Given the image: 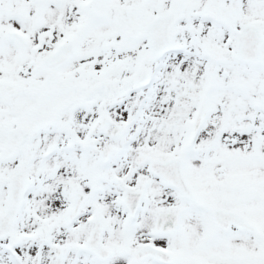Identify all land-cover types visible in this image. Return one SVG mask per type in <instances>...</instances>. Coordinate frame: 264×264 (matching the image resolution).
<instances>
[{
    "label": "snow or ice",
    "instance_id": "snow-or-ice-1",
    "mask_svg": "<svg viewBox=\"0 0 264 264\" xmlns=\"http://www.w3.org/2000/svg\"><path fill=\"white\" fill-rule=\"evenodd\" d=\"M0 264H264V0H0Z\"/></svg>",
    "mask_w": 264,
    "mask_h": 264
}]
</instances>
